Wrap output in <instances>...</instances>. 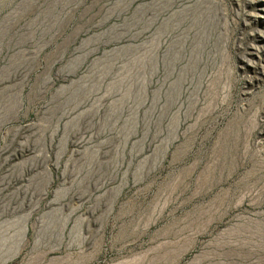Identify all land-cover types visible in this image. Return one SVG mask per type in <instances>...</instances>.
Here are the masks:
<instances>
[{
  "label": "rangeland",
  "instance_id": "rangeland-1",
  "mask_svg": "<svg viewBox=\"0 0 264 264\" xmlns=\"http://www.w3.org/2000/svg\"><path fill=\"white\" fill-rule=\"evenodd\" d=\"M0 264H264V0H0Z\"/></svg>",
  "mask_w": 264,
  "mask_h": 264
}]
</instances>
